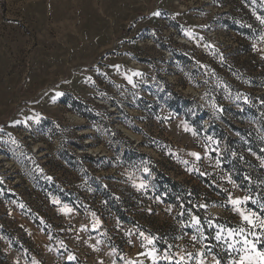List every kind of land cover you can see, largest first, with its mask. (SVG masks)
<instances>
[{"label": "rangeland", "instance_id": "1", "mask_svg": "<svg viewBox=\"0 0 264 264\" xmlns=\"http://www.w3.org/2000/svg\"><path fill=\"white\" fill-rule=\"evenodd\" d=\"M262 20L264 0H0V264H260Z\"/></svg>", "mask_w": 264, "mask_h": 264}, {"label": "trees", "instance_id": "2", "mask_svg": "<svg viewBox=\"0 0 264 264\" xmlns=\"http://www.w3.org/2000/svg\"><path fill=\"white\" fill-rule=\"evenodd\" d=\"M89 162H95L92 159H88ZM178 185L171 184L170 185V194H167L165 197L169 201V203H177L179 205V208L186 212L187 209H191L194 214H197V206L198 201L197 197L195 196V190L193 187L191 188H182V191H178V197H175L176 188ZM183 193H185L187 196H183ZM173 195V196H172ZM175 199H178V202H174ZM197 200V201H196ZM165 238L163 236H160L159 240H156V247L158 249H165Z\"/></svg>", "mask_w": 264, "mask_h": 264}, {"label": "snow or ice", "instance_id": "3", "mask_svg": "<svg viewBox=\"0 0 264 264\" xmlns=\"http://www.w3.org/2000/svg\"><path fill=\"white\" fill-rule=\"evenodd\" d=\"M261 23H264V20H262ZM233 203L237 204V203H239V201H233ZM244 218L249 223H252V221L247 216H245ZM217 239H219V237H217ZM246 243H247V241H246ZM256 255L260 258V264H264V252H257ZM69 258L71 259L72 257H69ZM241 264H243V261H241Z\"/></svg>", "mask_w": 264, "mask_h": 264}]
</instances>
